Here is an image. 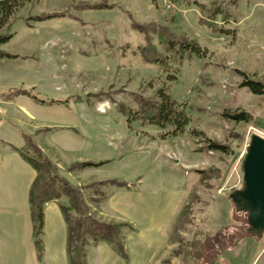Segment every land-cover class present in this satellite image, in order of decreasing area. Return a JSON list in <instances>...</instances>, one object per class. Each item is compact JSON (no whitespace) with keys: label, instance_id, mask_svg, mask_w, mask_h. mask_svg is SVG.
Here are the masks:
<instances>
[{"label":"rangeland","instance_id":"rangeland-1","mask_svg":"<svg viewBox=\"0 0 264 264\" xmlns=\"http://www.w3.org/2000/svg\"><path fill=\"white\" fill-rule=\"evenodd\" d=\"M80 1L103 0H29L15 13L10 28L0 30V35L12 32L14 36L0 49L25 60L0 64V74L11 77L0 83V91L25 89L43 100L61 98L59 101L86 102L87 108L91 107L86 117L77 116L76 124L92 132L91 160L111 161L94 175V183L118 180L128 184L121 189L85 190L94 218L108 220L110 215L100 209L102 205L116 199V194L130 197L140 177L142 192L179 189L180 206L187 203L191 192L197 193L200 201L194 205L193 221L181 232L187 241H207L219 229L241 224L245 215H237L239 221L233 219L229 195L242 188L241 163L252 135L264 138V96L241 87V74L252 79L264 77V0H189L190 5L175 0H107L114 9L77 12L73 5ZM194 2L221 7L230 15L228 22L216 18L223 34L200 24L201 10ZM61 12L81 22L61 18L26 25L29 17ZM132 20L167 25L197 42L204 53L167 68L147 64L138 53L144 45L143 36L132 30ZM154 43L159 44L157 39ZM162 87L187 109L189 124L184 133L173 136L172 127L160 129L141 122L129 128L118 104L134 107L129 93L155 98ZM241 112L248 113L251 120L224 117ZM193 131L204 136L194 137ZM204 137L226 146L228 152L206 151ZM162 147L181 154L170 150L162 154L158 149ZM202 170L217 172L201 183L198 171ZM100 192L102 195L95 196ZM97 199L101 201L94 204ZM110 210L113 216L124 214L129 219L137 214L118 204ZM130 236L128 229L124 242L132 243ZM263 246L264 234L261 239L246 237L215 264H252ZM176 247L169 240L153 264H162ZM173 264L184 263L177 259ZM254 264H264V251Z\"/></svg>","mask_w":264,"mask_h":264},{"label":"trees","instance_id":"trees-1","mask_svg":"<svg viewBox=\"0 0 264 264\" xmlns=\"http://www.w3.org/2000/svg\"><path fill=\"white\" fill-rule=\"evenodd\" d=\"M29 0H1L0 1V30L5 27L10 28V20L15 13L24 7ZM179 3L190 5L189 0H175ZM201 10L200 24L206 25L214 33L223 34L224 31L217 25L216 18L222 17V21L228 22L230 15L225 13L221 7H206L205 5L194 2ZM73 9L77 12L87 10H110L114 9V5H109L107 0L100 2L80 1L73 5ZM69 18L71 20L81 22L79 18L68 14L48 13L38 16L29 17L26 25L31 27V22H45L52 19ZM132 30L143 36L144 45L138 48V53L142 60L147 64L156 65L160 68H167L172 63L184 60L188 56L203 55L201 47L197 42L190 40L185 35H178L169 26L160 25L155 22L139 24L132 20ZM14 34L7 32L0 35V47L6 45ZM154 39L158 40V45L154 43ZM19 55H12L0 49V59H17ZM241 87L248 88L255 95L264 96V77L252 79L244 74ZM132 98L133 105L128 106L120 103L117 110L126 118L129 128L137 123L154 125L160 129L172 127L171 135L177 136L184 133L189 124V117L185 105L178 103L167 87H162L156 92L155 98H146L143 94L129 93ZM19 96H26L40 105L52 103H67L57 100H43L25 89H12L9 92L0 94L3 101H12ZM101 95H95L96 98ZM224 117L232 118L238 122H249L251 116L246 112L237 115L225 114ZM194 137L204 136L200 131H193ZM24 144L21 148L11 146L24 161H26L36 171L37 176L31 186L29 193V202L31 207V218L33 223V236L37 250L38 258L43 255L42 233L44 227V208L45 205L52 201L65 200L66 203L61 205V211L64 215L67 227V253L69 264H88L91 256L92 248L98 243H107L112 249L120 255L124 260H128L125 250L124 231L132 230L128 223L105 222L94 218L91 214V207L88 203L84 190L93 189L95 187H115L118 189L128 188L126 182L118 180H108L104 182L92 183L86 187H77L72 185L67 179L60 176L58 167L44 154L38 144L30 136L23 135ZM206 151H215L227 153L228 148L209 138L204 137L203 140ZM108 162H84L76 163L70 167V171H77L85 168H97L107 164ZM215 170L198 171L200 182H204L212 178ZM102 195L96 194L95 196ZM96 198V197H95ZM101 200L97 199L94 204H98ZM200 198L195 191L189 195L187 203L182 207L176 217L171 233L170 241L177 244L169 257L162 261V264H173L175 260L181 259L184 264H215L220 260L224 252L236 248L246 237H255L248 233L247 215L241 224H229L217 231L215 236L208 237L207 241H187L181 232L192 223L194 214V205L199 202ZM234 208V207H233ZM234 211L235 221L239 218ZM261 239V238H259Z\"/></svg>","mask_w":264,"mask_h":264},{"label":"crops","instance_id":"crops-1","mask_svg":"<svg viewBox=\"0 0 264 264\" xmlns=\"http://www.w3.org/2000/svg\"><path fill=\"white\" fill-rule=\"evenodd\" d=\"M17 59L25 60V57ZM7 60L16 59H0V64H7ZM9 78L7 74H0V83L7 82ZM2 93L5 92L0 91ZM46 100L59 101L61 98ZM88 108L86 102H80L79 105H40L26 96H19L12 101L0 99V264H69L68 227L60 208L66 203L65 200L45 205L42 233L44 249L42 258H38L29 202L30 189L37 173L11 146L21 148L24 144L23 135L30 136L58 167L60 176L74 186L86 187L94 183V175L111 162L102 158L91 160L92 132L87 126L76 124L78 115L86 117L91 111V107ZM158 149H161L162 154L169 150L174 155L181 154L174 149ZM84 162L108 163L97 168L69 170L73 164ZM137 181L138 185L132 188L130 197L116 194V199L110 198L100 208L108 211L111 217L108 220L104 218L105 222L128 223L132 227V236L129 238L133 242L125 240L128 260L118 255L109 244L102 242L92 248L88 264H153L170 240L174 221L183 207L180 206L182 192L176 188L165 192L157 189L142 192V179L139 177ZM114 204L137 214L131 219L125 218L124 214L113 216L110 208ZM263 251L264 246L252 264Z\"/></svg>","mask_w":264,"mask_h":264},{"label":"water","instance_id":"water-1","mask_svg":"<svg viewBox=\"0 0 264 264\" xmlns=\"http://www.w3.org/2000/svg\"><path fill=\"white\" fill-rule=\"evenodd\" d=\"M242 188L229 195L236 213L247 215L248 233L264 234V138L254 134L241 163Z\"/></svg>","mask_w":264,"mask_h":264}]
</instances>
